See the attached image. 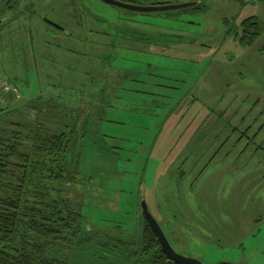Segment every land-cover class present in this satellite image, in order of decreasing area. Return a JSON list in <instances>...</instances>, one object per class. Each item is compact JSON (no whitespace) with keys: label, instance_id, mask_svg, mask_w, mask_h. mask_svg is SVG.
<instances>
[{"label":"rangeland","instance_id":"rangeland-1","mask_svg":"<svg viewBox=\"0 0 264 264\" xmlns=\"http://www.w3.org/2000/svg\"><path fill=\"white\" fill-rule=\"evenodd\" d=\"M140 1L201 9L0 0V71L17 80L0 130L41 96L88 114L91 152L70 196L90 226L139 244L144 195L177 255L264 264V0ZM249 18L261 31L244 47Z\"/></svg>","mask_w":264,"mask_h":264},{"label":"trees","instance_id":"trees-1","mask_svg":"<svg viewBox=\"0 0 264 264\" xmlns=\"http://www.w3.org/2000/svg\"><path fill=\"white\" fill-rule=\"evenodd\" d=\"M117 1L144 6L140 0ZM200 9L196 5L188 10ZM240 28L244 47L261 31L254 18ZM16 81L11 84L16 86ZM43 98L30 103V116L20 112L18 122L8 124L11 130H0V264H71L75 259L84 264H129L131 258L135 264H175L163 254L143 217L139 244L119 227L111 236L88 224L83 205L70 196L91 152L86 144L88 114L82 120L63 103ZM1 108L0 114L5 111Z\"/></svg>","mask_w":264,"mask_h":264},{"label":"water","instance_id":"water-1","mask_svg":"<svg viewBox=\"0 0 264 264\" xmlns=\"http://www.w3.org/2000/svg\"><path fill=\"white\" fill-rule=\"evenodd\" d=\"M106 5L115 7L117 9H121L124 11L129 12H136V13H167L173 11H182L192 7H195L197 3H186V4H178V5H148V6H141V5H130L125 4L117 0H100ZM46 23L57 30H62L61 27L58 25L46 21ZM141 210H142V217L147 222L148 226L150 227L151 231L155 235L159 246L163 252V254L173 263L175 264H201L198 261L187 259L182 256L177 255L171 246L169 245L164 233L162 232L161 228L159 227L156 220L150 214L147 204L145 202L144 195L141 198ZM227 264V263H222Z\"/></svg>","mask_w":264,"mask_h":264},{"label":"built area","instance_id":"built-area-1","mask_svg":"<svg viewBox=\"0 0 264 264\" xmlns=\"http://www.w3.org/2000/svg\"><path fill=\"white\" fill-rule=\"evenodd\" d=\"M14 89V86L0 73V104H2L4 100L2 94L13 93Z\"/></svg>","mask_w":264,"mask_h":264}]
</instances>
